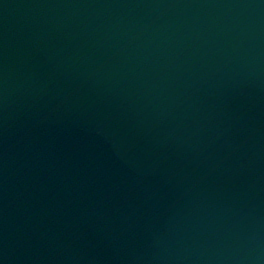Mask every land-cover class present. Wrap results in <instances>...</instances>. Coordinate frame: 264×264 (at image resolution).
<instances>
[{"label":"water","instance_id":"water-1","mask_svg":"<svg viewBox=\"0 0 264 264\" xmlns=\"http://www.w3.org/2000/svg\"><path fill=\"white\" fill-rule=\"evenodd\" d=\"M0 264H264V0H0Z\"/></svg>","mask_w":264,"mask_h":264}]
</instances>
